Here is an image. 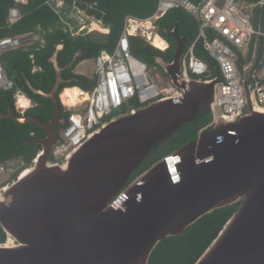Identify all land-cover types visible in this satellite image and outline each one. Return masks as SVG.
I'll list each match as a JSON object with an SVG mask.
<instances>
[{
    "label": "water",
    "instance_id": "1",
    "mask_svg": "<svg viewBox=\"0 0 264 264\" xmlns=\"http://www.w3.org/2000/svg\"><path fill=\"white\" fill-rule=\"evenodd\" d=\"M170 35L178 42L175 58L168 64L158 57L156 64L181 89L180 100L161 99L102 125L61 162L51 158L66 124L58 94L63 83H72L61 76L82 52L62 68L59 46L50 60L57 72L53 91L31 87L54 104L48 123L11 110L0 113V122H33L47 133L22 144L41 151L0 202V227L15 241L11 247L0 244V264H149L161 242L185 236L205 216L235 205L195 264H264V115L250 90L259 43L244 67L247 107L216 119L220 82L180 83L176 76L188 37L180 36L178 25ZM189 124L196 136L164 151Z\"/></svg>",
    "mask_w": 264,
    "mask_h": 264
},
{
    "label": "trees",
    "instance_id": "2",
    "mask_svg": "<svg viewBox=\"0 0 264 264\" xmlns=\"http://www.w3.org/2000/svg\"><path fill=\"white\" fill-rule=\"evenodd\" d=\"M55 0H27L26 4L17 3L15 0H0V40L16 38L28 34H34L38 41L27 47L8 51L1 55L0 62L6 72V77L13 80L17 87L34 105L28 109L24 117L34 116L43 123H48L54 112V104L42 95L35 94L31 87L44 94H50L57 81V72L50 60L57 52L59 46H64L58 52V63L65 68L70 65L78 52H82L71 70L65 71L61 76L65 82L61 85L58 97L68 88L77 87L85 93H92L97 85L95 75L85 78L74 71L83 62L92 60L96 62L102 51L114 52L125 28L127 17L146 21L156 12L159 0H79L84 3H76L75 0H63L65 7L70 10L78 7L88 16L101 21L109 34L93 32L74 35L77 30L71 31L64 19V10L56 9ZM78 1V0H77ZM263 0H246L253 9V25L256 29L261 26L264 29V5ZM88 5H96L90 10ZM17 9L22 19L16 23L9 20L10 10ZM71 23V21H69ZM178 25L181 37L187 36L186 47L192 45L199 35V23L186 11L175 9L156 22L155 28L158 34L168 42L169 48L163 52L152 47L145 38L132 36L129 38L131 52L134 57L149 68L160 69L156 59L161 57L170 64L175 58L178 49L177 40L170 32ZM208 37L213 40L217 35L208 32ZM260 55L262 52V40H260ZM196 55L207 63L212 71L216 72V63L204 52L202 42L196 45ZM168 77V76H167ZM30 84V85H29ZM134 109H143L136 99L130 102ZM17 117H22L15 106L14 92H0V113L8 114L9 111ZM131 111L125 106L121 110L122 116ZM69 113L61 106V118L68 119ZM47 133L37 124L17 123L11 119L0 122V162L20 157L30 167L41 151L40 146L22 144L30 140H40ZM196 136V130L192 124L185 126L179 135L173 136L169 144L163 150L171 146H181L191 141ZM239 205L216 211L213 215L205 216L200 222L189 228L185 236L164 240L156 248L149 264H195L206 252L212 242L217 238L226 222L236 212ZM8 237L0 227V244H6Z\"/></svg>",
    "mask_w": 264,
    "mask_h": 264
},
{
    "label": "built area",
    "instance_id": "3",
    "mask_svg": "<svg viewBox=\"0 0 264 264\" xmlns=\"http://www.w3.org/2000/svg\"><path fill=\"white\" fill-rule=\"evenodd\" d=\"M15 1L27 3V0ZM60 2L61 6L64 5L63 0ZM76 3L84 5L79 0H75L74 5ZM95 6V4H87L90 10ZM175 9L186 11L199 23V35L192 45L185 46L176 79L189 87L193 84L208 87L219 81L220 83L215 86L216 119L236 116L247 107L244 67L251 61L255 42L258 41L260 51V40H262V52L261 55L259 52L256 66L251 73L250 90L256 105L264 109V29L261 26L256 29L253 25L254 6L248 4L246 0H159L156 12L148 20L141 21L127 17L125 31L114 52L102 51L97 57L95 62L97 85L92 93H88L89 100L75 108H69L61 102L69 116L65 126L62 127L59 143L52 148L53 162L66 159L102 126V120L114 116L116 112H121L125 106L131 112L139 110L130 106V102L134 99L142 106L161 99L171 103L180 100V88L173 84L167 89L161 88L160 84L163 80L158 69L149 68L134 57L129 38L137 35H130L128 32L131 22L140 24L150 22L155 25ZM21 19L22 16L17 9L10 10L11 23ZM208 32L215 33L217 37L211 40ZM151 33L162 39L156 28L155 30L153 28ZM146 40L152 47L160 50L150 40ZM162 40L166 42L168 49V42ZM37 41L38 38L34 34L0 40V57L8 51L31 46ZM200 41L204 52L216 63V72L197 57L196 45ZM6 75L0 62V92H14L17 107L18 99L26 96ZM85 106L87 108H84ZM28 168L25 160L20 157L0 162V202L6 198L7 187Z\"/></svg>",
    "mask_w": 264,
    "mask_h": 264
},
{
    "label": "rangeland",
    "instance_id": "4",
    "mask_svg": "<svg viewBox=\"0 0 264 264\" xmlns=\"http://www.w3.org/2000/svg\"><path fill=\"white\" fill-rule=\"evenodd\" d=\"M54 4L56 6V9L64 10V14L66 15V19H64V20L70 26L71 31L77 30V32L74 35H79L82 32H84L85 34H91L93 32H98V33H101V34H108L109 29L105 28L104 24L101 21H97L95 18H92V17L88 16L84 11H82L78 7L73 6L69 10L68 7H65V5L61 6L60 0H55ZM69 21H71V23H69ZM94 24H97L100 27V29L93 28L92 25H94ZM151 26H152V30H151V32H152L153 28L155 30V25L151 23ZM105 29H107L108 32H104ZM135 35L145 38L144 29H140V32L138 31ZM146 39H148V38H146ZM95 70H96L95 63L92 60H87V61L83 62L80 66H78L77 69L74 72L76 74L79 72L80 74L78 73V75H81L82 77L91 78V77H93L95 75ZM158 71L160 72V76H161V78L163 80V83L160 84V87L161 88H166V89L169 88L173 84V82H171L170 77L161 68L158 69ZM59 100H60L61 106H63V104L61 103L60 97H59ZM153 103H155V102H153ZM84 108H87V106H85ZM16 110H17L18 113H20L23 116H24V114L26 112V111L18 110L17 107H16ZM115 116H116V118L110 117V118L102 120V125H106L110 121L119 119L120 117H122V114L120 112H116ZM62 130H63L62 127L59 128V137H62ZM10 240L11 239L8 238L6 244H8L10 242ZM13 244H15L14 241H13Z\"/></svg>",
    "mask_w": 264,
    "mask_h": 264
},
{
    "label": "bare ground",
    "instance_id": "5",
    "mask_svg": "<svg viewBox=\"0 0 264 264\" xmlns=\"http://www.w3.org/2000/svg\"><path fill=\"white\" fill-rule=\"evenodd\" d=\"M92 26L95 29H100V27L97 24H94ZM140 29H144L145 38H148V40H150L154 46H156L157 48H159L160 50H163V51L167 50L166 42H164L160 37L154 36L151 33L152 26H151L150 22H145L142 24L136 23V22H131L130 26L128 27V32L130 35H135L138 31L140 32ZM104 32H108V30L105 29ZM60 99H61V102L65 106H67L69 108H75L78 105L87 102L89 100V94L85 93L84 91H82L81 89H79L77 87H72V88L66 89L60 95ZM17 108L20 110H28V109L32 108L31 102L28 100V98L20 97L18 99ZM259 113L264 115V109L260 108ZM26 174H28V172ZM10 239L11 240L8 244H2V246L11 247V246L15 245V244H13L14 240L12 238H10ZM14 243H15V241H14Z\"/></svg>",
    "mask_w": 264,
    "mask_h": 264
},
{
    "label": "flooded vegetation",
    "instance_id": "6",
    "mask_svg": "<svg viewBox=\"0 0 264 264\" xmlns=\"http://www.w3.org/2000/svg\"><path fill=\"white\" fill-rule=\"evenodd\" d=\"M112 118H116V116L114 115V116H112ZM221 210H222V209H221ZM218 211H219V210H218ZM202 219H203V218H202ZM202 219H201V220H202ZM201 220H200V221H201ZM200 221H198V222H200ZM198 222H197V223H198ZM197 223H196V224H197Z\"/></svg>",
    "mask_w": 264,
    "mask_h": 264
},
{
    "label": "crops",
    "instance_id": "7",
    "mask_svg": "<svg viewBox=\"0 0 264 264\" xmlns=\"http://www.w3.org/2000/svg\"><path fill=\"white\" fill-rule=\"evenodd\" d=\"M78 73H79V72H78ZM78 73H77V74H78ZM79 74H80V73H79ZM25 98H26V97H25ZM28 100H29V99H28ZM29 101H30V100H29ZM30 102H31V101H30ZM31 107H33V104H32V102H31Z\"/></svg>",
    "mask_w": 264,
    "mask_h": 264
}]
</instances>
